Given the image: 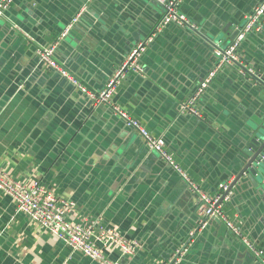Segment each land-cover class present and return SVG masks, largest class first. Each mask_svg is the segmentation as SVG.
<instances>
[{"label":"crops","instance_id":"0c3cea01","mask_svg":"<svg viewBox=\"0 0 264 264\" xmlns=\"http://www.w3.org/2000/svg\"><path fill=\"white\" fill-rule=\"evenodd\" d=\"M261 1L185 0L179 8L194 26L170 23L157 32L159 0H16L0 17L1 167L73 200L72 219L113 227L137 243L125 255L109 245L107 257L127 264H264L220 219L196 232L198 206L204 209L198 193L108 105L95 104L38 56L58 43L57 62L98 92L156 31L141 56L142 73L129 71L113 101L163 137L201 192L216 197L234 177L241 135L264 110V29L250 33L235 63L203 90L200 117L180 106L216 66V44L228 47L231 25L241 27ZM221 205L264 250V206L253 191L233 189ZM0 264L101 263L19 213L0 190Z\"/></svg>","mask_w":264,"mask_h":264},{"label":"built area","instance_id":"2783aa9c","mask_svg":"<svg viewBox=\"0 0 264 264\" xmlns=\"http://www.w3.org/2000/svg\"><path fill=\"white\" fill-rule=\"evenodd\" d=\"M15 1L16 0H0V17L5 14L7 9ZM183 1L185 0H159L164 7V15L156 28L157 32L161 31L163 27L170 23H176L181 26H194L190 19L181 12L179 8V5ZM245 18L246 21L244 26L240 28L237 37L228 47L221 48L219 44H216L214 53L218 60L217 64L207 75L205 81L201 83L196 93L180 106L183 113L201 116L196 102L203 90L208 86L209 82L219 70L235 63L237 59V49L243 40L246 39L250 33L264 29V0L249 12ZM77 20L78 17L72 20L62 32L60 38L67 35ZM156 31L154 34H151L147 40L141 42L130 51L115 74L98 92L90 90L77 77L68 72L57 62L55 59V51L58 43H53L48 47L40 49L38 51V56L47 66L59 71L60 74L66 77L79 91H81V93L93 100L95 104L108 105L118 117L123 119L128 127L137 131L143 138L146 147L151 151L157 152L166 164L171 166L183 177L188 183L189 188L193 192L198 193L200 200L204 204L207 219L215 218L222 220L233 236L240 239L256 256L263 257L264 260V250L259 248L245 236L238 223L231 220L224 213L221 203L218 202L221 193L217 194L216 197L202 193L199 185H197L180 163L169 153L166 148L165 139L154 135L139 119L131 116L127 110L113 101V95L118 84L127 76L129 71L142 73L143 67L140 59L149 43L154 39ZM247 70L248 72L254 73L251 68H247ZM224 188H226V186ZM0 190L12 197L16 205V210L19 213L24 214L31 221L38 223L51 235L61 239L74 252L87 255L101 264H127L121 259L107 257L103 248L114 245L119 247L125 255L132 253L137 245V243L129 241L113 227L110 228L95 221L83 222L72 219L71 217L76 213L77 206L73 200L57 197L53 191L49 190L37 179L30 182H22L13 177L7 170L3 169L1 165ZM186 249L187 248L183 249L184 251L182 252H185Z\"/></svg>","mask_w":264,"mask_h":264},{"label":"water","instance_id":"95a60500","mask_svg":"<svg viewBox=\"0 0 264 264\" xmlns=\"http://www.w3.org/2000/svg\"><path fill=\"white\" fill-rule=\"evenodd\" d=\"M245 21L240 25L241 27H238L235 30L232 27L233 24L231 25L233 32L230 34L231 41L235 40L240 28L244 26ZM216 37H218V34L213 35V39L218 41V39H215ZM241 137L242 139H240L241 141L238 146L237 159L231 168L234 169V177L230 182L225 181L221 183V196L218 202H225L233 189L240 191L247 187L253 191V195L256 196L258 201L264 206V110L259 113L258 118H256L252 124L247 126ZM225 186L226 188H224ZM198 210L199 215H201L198 220L200 223L196 232L200 231L201 228L209 226L210 222L205 215V207L203 209V206L199 205ZM202 210L203 212H201ZM191 240L192 239H190V241Z\"/></svg>","mask_w":264,"mask_h":264},{"label":"bare ground","instance_id":"6f19581e","mask_svg":"<svg viewBox=\"0 0 264 264\" xmlns=\"http://www.w3.org/2000/svg\"><path fill=\"white\" fill-rule=\"evenodd\" d=\"M221 196V195H220Z\"/></svg>","mask_w":264,"mask_h":264}]
</instances>
